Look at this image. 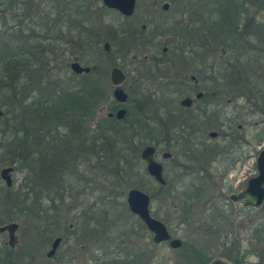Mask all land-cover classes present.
Segmentation results:
<instances>
[{
  "label": "trees",
  "instance_id": "16d2710c",
  "mask_svg": "<svg viewBox=\"0 0 264 264\" xmlns=\"http://www.w3.org/2000/svg\"><path fill=\"white\" fill-rule=\"evenodd\" d=\"M5 4H7V10L4 12L7 14H9L8 9H16V2L14 4L13 0H0V5ZM22 6V9L17 10H22L27 15H24V19L19 22L21 26L17 24V20L15 26L8 27V30L19 42V49L15 48L9 39L4 40L0 36V110L3 111V115L0 116V166H13L14 169L27 170L28 176L25 179L27 191L12 195V188H8L3 198L6 201L9 200L7 204L12 211L18 210L16 214H23L27 217L32 215L34 217L35 213L38 214L39 219L33 220L38 221L39 224L35 223L32 229L30 228L31 232L37 234L45 232L53 236L67 223V217H64L67 199L65 192L74 190L75 186H81L83 180L88 177L84 173L99 172L97 176L102 181L101 190L108 191V193L102 194L99 204L93 203L92 207H84L81 201L82 206H77V212L80 214L73 217L74 220L70 221V225L74 227L80 223V219L85 218L86 225L92 227L86 235L90 237L97 234V228L104 222L114 223L113 227H118L123 223V225L121 224L123 228L117 235H113V227L109 232L108 227L105 228L104 232L108 236L104 239L105 244L99 249L101 255L96 256L94 261L98 264H129V261L122 257L124 249H119L121 244L126 243L124 238L129 236L128 222L123 219V213L126 210L118 208L119 205L116 201L123 198L130 188H146V184L152 182L153 178L146 171L145 163L141 159V151L148 144H157L147 138L145 131L147 122L151 120L149 118L157 119L159 115L156 117L147 116L145 121L143 120L145 116L143 110L135 111L134 114L128 112L124 121L106 117V122H103L99 129L96 128L97 108L103 100L98 94L94 68L88 74L77 75L71 71L70 61L64 59L63 70L66 74V83L61 81L60 78H63L58 75V62L54 60L63 57L66 50L59 44L68 42L70 46L77 48L80 47L78 42H74L73 45L70 42L72 37L69 41L64 40V36L60 34V31L64 30V26L58 25V23L51 27L50 25L44 26L48 31L47 34L50 31L58 34L53 39L45 37L46 35L43 38L35 37L33 32L36 27L33 28L30 24L29 12L32 13V11L29 9L34 11L38 4H33L32 0L28 6ZM16 17L18 15L13 18ZM25 20L29 22L25 24ZM23 23L24 27L28 26L27 30L22 28ZM87 23L84 20L79 21L78 24L72 23L71 26L79 29ZM34 24L36 25V23ZM73 30L69 27L70 33H73ZM84 32L82 29L81 33ZM224 32V25L220 17L212 25V47H221V52ZM261 35H264V30ZM80 38L81 35H79L81 47L86 46V42ZM238 38H244L246 41L247 35H240ZM60 49H64V51L63 56L59 57ZM257 59L252 61L254 62L252 69L248 68L247 63L242 65V60L240 61L239 64L242 65L244 71H250L248 75L228 76L222 67L220 69L222 78H219L215 74L216 69L213 66V84L219 86L224 83L226 86L225 83L230 81L243 83L244 87H251L252 95L256 94V88L259 89L263 85L256 77L255 66L259 67L261 71L262 67L260 66L264 64L263 58ZM243 94L247 93L243 92ZM213 95L216 94L213 93ZM249 97L251 99V96ZM260 100L264 109L263 89ZM155 105L151 101L147 105L148 110L150 112L157 110V105ZM184 125L180 126L178 132V135L180 134L183 138L187 133V130L182 129ZM205 125L208 126V123ZM207 152H209L208 147L201 148L200 146L194 149L197 156ZM215 154L217 155L218 152ZM92 161L95 163L92 164ZM89 162H91L90 165ZM201 171H205V169ZM196 185L197 188L191 190L193 196L182 197L180 201V204L186 203L191 209L188 215L185 214L182 217L180 214L182 223L193 224L196 234L205 239L202 241H206L195 245V247H191V245L192 254L197 257L200 264H209L212 257L209 250L213 248L220 250L222 247L224 254L236 262L241 261L244 258V253L238 245V241L233 240L227 243L219 239V242H216L218 241L217 237H222L225 231L223 219L229 220L231 213L226 215L217 203V205L210 204V200L213 198H206L204 184L196 183ZM166 187L160 186L159 190L163 191ZM182 192L188 194L186 189ZM83 194L85 195L83 192L78 193L79 200ZM180 194L179 192L178 196ZM155 196V194L152 195L154 199ZM87 197L82 200L89 203ZM196 201L198 202L196 203ZM201 201L204 203V209L200 208L195 213L194 204L200 205ZM77 203L76 200V205ZM2 205H6V203ZM96 205L99 206L96 207ZM125 206L127 207L126 202ZM126 209L128 212L130 211L128 208ZM40 213H44V215L40 216ZM253 228L254 234L250 237L251 246L254 247L258 244L264 248V221L257 223ZM73 231H75L73 235L76 237L77 232L74 229ZM116 241L120 242V245L113 246ZM214 242L216 245L210 246ZM187 244L184 242V246ZM112 246L116 252L118 250L117 254L110 251L109 248ZM258 248L257 246L254 250L257 251ZM260 250L264 252V249L260 248ZM206 253H209L210 257Z\"/></svg>",
  "mask_w": 264,
  "mask_h": 264
},
{
  "label": "rangeland",
  "instance_id": "374dc122",
  "mask_svg": "<svg viewBox=\"0 0 264 264\" xmlns=\"http://www.w3.org/2000/svg\"><path fill=\"white\" fill-rule=\"evenodd\" d=\"M30 1L32 0H13L14 4L16 2V9H8L9 14L4 12L7 10V4L0 5V36L4 40L9 39L15 48L18 49V45L20 44L14 35L8 30V27L15 26L17 20V24L20 25L19 22L22 21L24 19L23 16L27 14L26 12L24 14L22 10L17 9H22V5L28 6ZM34 3H37L40 6L39 9L36 8L34 11L33 9H29V11H32V13L29 12V18L31 17L30 24L33 28L34 26L36 27V30L33 32L35 37L43 38V36L46 35L45 37H52L53 39L58 34L51 31L47 34L48 31L44 26L50 25L51 27L53 24L58 23V25L61 24L64 26V30L60 31V34L64 36V40L66 39L69 41L72 37L70 42L74 45V42L77 41L81 47L79 42V35H81L80 39H83L86 42V46H83L85 48L81 47V50L80 47L73 48L68 42L65 44H59L66 50V53L63 56L64 49H60L58 55L59 57H63L59 59L57 58V61L54 60L55 62H58V75L63 78H60L61 81L66 83V74L64 73L65 70H63L64 59L70 61V64L74 59H77L83 66L88 65L91 67L103 59L100 55V51L104 50V42H100L101 38L96 35V31L94 32L92 22L94 17L92 18L88 14L90 12L83 13L86 9H61L63 0H33V4ZM217 3L220 5L219 0L185 1L184 7L186 9H209L213 16L212 22L216 23L220 18L219 13L221 9L212 8H214ZM15 15H18V17L14 19L13 17H15ZM112 16L113 15H107L106 21L108 23L111 22ZM246 17L247 15L243 16V18ZM84 20L88 22L84 27L77 29L71 26L72 23L78 24L79 21ZM28 22V20H25V24ZM34 23H36V25ZM69 27L74 29L73 33L69 32ZM22 28L27 30L28 26L25 25L24 27L23 23ZM82 29L85 31L83 34L81 33ZM27 34H30V32H27ZM261 38L263 39L264 35H261ZM247 39L245 42H240V45L242 46L240 50L243 54L241 63L242 65L247 63L248 68L252 69L254 67V62L252 61H255V59L259 57L263 58L264 61V40L261 41L260 52L257 53V51H254L253 49L254 44L252 37ZM130 47V44H116L112 54L120 55L122 54V49L125 50ZM136 47V50H138L137 53L141 56L144 55L145 52L143 50L141 51L143 46L138 45ZM198 50L199 49H196V51ZM73 52H76L78 55ZM221 53V47H212L211 61L216 69L215 74L219 78H222V71L220 70L222 69ZM120 61L123 64H127V62L121 58ZM242 65L239 64L238 68L243 71L244 69ZM140 66L141 72L145 74L148 69V67H146L147 65L145 64V68H143L142 65ZM165 67L166 66L162 67L160 73L164 72L168 75L173 74V71L171 70L172 68L168 71ZM260 67H262L261 71H258L256 77L260 79L263 86H260L259 89L256 88V94L252 95L251 87H244L245 85L243 83H237L234 90L231 88L229 89V87L227 88L225 85L218 86L213 84L212 89L209 90L210 96L206 98L207 100H209V98L212 99V103L209 104L208 107L207 116L201 118L202 120L200 121L195 120L194 117L189 120L187 126L184 125V128L182 129L187 130L186 136L184 138L181 137L179 143H176L175 140H173L170 146L169 150L173 153V158L165 159L162 156L164 150H166L164 149L166 145H161L159 147L157 158L165 166L166 177L168 179L166 189L160 191V185L154 179H152L150 184H146V188L138 187L148 192L151 196L154 194L156 195L155 199L152 197V213L155 217L161 219L167 224L173 237L181 238L184 242L188 243L187 246L183 245L178 249H174L168 242L161 244L154 243L152 234L145 228L139 217L132 214L130 211H127L126 208H128V206H125L127 193H125L123 198L116 201L119 205L118 208L126 210L125 213H123V219H125V222H128L127 228L129 229V236L124 238L126 243L121 244L119 249H124L122 257L126 261H129V264H200L197 257L192 254L191 247H195V245H199L201 242L205 243L206 241H202L205 239L196 234V229L193 224L182 223V217L185 214H190L191 209L186 203L180 204L182 197L193 196L191 190L197 188L196 183L204 184L206 188V198H213L210 200V204H218L219 207L224 210L226 215L231 213L229 220L223 219V222L226 223H223L225 231L222 237H217L218 241L216 242H219V239L220 241L227 243L236 240L244 253V258L241 261L236 262L227 254H224V249L222 247H220V250H217V248L211 250L207 249L212 255L210 262L221 260L225 264H264V252L263 250H260V248H264L257 244L259 248L255 251L254 248H257V246L252 247L250 243V237L254 234L253 226L264 221V206L254 210L253 208H246L242 203H234L230 199L232 193L241 190L248 179L258 174L256 161L260 152L264 149V112H262L264 109L262 108V102L260 100L261 90L263 89L264 91V64ZM255 69H257L256 66ZM160 73L159 71L153 72L156 76ZM94 78L96 81V77ZM168 80L169 82L172 81L173 77ZM156 81H158V88H161L165 85L164 82L167 81V79L159 78ZM144 85L140 86L138 90L129 92L130 100L126 106L128 107L129 112H133V114L135 111L143 110L145 116L143 117L142 114V117L143 120L146 121L147 116L156 117L164 110L162 109L161 111L160 107L161 91L153 89L156 88V84L152 85L145 82ZM241 91L247 93L248 96H251V99L247 100L246 97L239 96L229 102V99L232 98L236 92V95H238ZM258 92L260 93V96L257 94ZM213 93L216 95L214 96ZM101 96L105 98L108 96V93H101ZM211 99L209 100L210 102ZM103 101L101 103L109 105L108 102ZM151 101L157 105V110H151L152 112H150L147 107ZM192 109L194 113L198 112L195 106ZM206 123H208V126L205 125ZM213 131L218 133L215 138L210 134ZM173 134H175L174 136H177L178 131H173ZM189 134H192V136H189ZM200 146L201 148L208 147L209 152L197 156L194 153V149ZM216 152H218L217 155L215 154ZM90 163L91 162H89V165ZM94 163L95 162L92 161V164ZM2 168L3 166H0V225L13 221L20 223V229L18 231L20 242L17 251H22L29 246L43 248L47 245L49 238L52 237L51 239H54L57 235H61L64 240L61 244L60 252H62L61 254L65 253L67 255V264H98L97 262L95 263L94 258L101 255V250L99 249L105 244L104 239L108 236L104 230L108 227L109 232L114 223L104 222L97 228V234L95 233L90 237L86 235L88 231H91L92 227L86 225L85 218L80 219V223L78 222L79 224L74 225L75 228H70L69 225L70 221L74 220L73 217L80 214V212H77V206H82L81 201L83 202L84 207H92L93 203L99 204L102 194L108 193V191L101 190L102 181L100 180V177L97 176L99 172L95 171V174L84 173V175H87L88 177L83 180L82 185L75 186L74 190L65 192L67 199L65 203L64 217H67V223L62 230L60 229L55 235H46V237H43L41 235L45 232L38 234L31 232L32 226L35 223L39 224L38 221L33 220L39 219L37 213H35L36 215L34 217H32L33 215L27 217L23 214H16L18 213V210L12 211L11 207H8L7 203L9 200L6 201L3 198L8 187L5 181L1 178ZM202 169H205V171H201ZM27 176V170L14 169V185L11 187L12 195L18 193L22 194L27 191L25 186V179ZM100 185L101 187H99ZM184 189L188 190V194L182 192ZM79 192L85 193V195L83 194L81 196L80 200L78 199ZM179 192L181 194L178 196ZM85 197L88 198L89 203L82 200V198ZM76 200L78 202L77 205ZM197 202L198 201H196V203ZM3 203H6V205H2ZM203 205L204 203L202 201L200 202V205L194 204V212L196 213L200 208L203 210ZM98 206L99 205H96V207ZM207 206H209L208 203ZM180 214L182 217H180ZM42 215H44V213H40V216ZM243 221L246 223L243 224ZM121 224L123 225V223ZM121 224L118 227H113V235L119 234L118 232L122 230L123 227ZM73 229L77 232L76 237L73 235L75 232ZM0 236L1 238H8L7 234L0 233ZM40 237L42 239H40ZM111 237L113 236L111 235ZM216 242L210 246H215ZM115 244L120 245V242H114L113 246ZM113 246L109 249L112 252H116ZM117 253L118 250L114 254ZM206 254L210 257L209 253ZM26 264H28V262H26Z\"/></svg>",
  "mask_w": 264,
  "mask_h": 264
},
{
  "label": "flooded vegetation",
  "instance_id": "af4514ba",
  "mask_svg": "<svg viewBox=\"0 0 264 264\" xmlns=\"http://www.w3.org/2000/svg\"><path fill=\"white\" fill-rule=\"evenodd\" d=\"M185 1L198 0H134V12L127 15L118 8L107 5L105 0H63L61 9H86V13L90 12L88 14L94 17L92 20L94 32L96 31V35L101 38L100 42H104V50L100 51L103 59L92 68L95 71L98 94L104 100L103 102H108L109 105L101 103L98 106L96 128L99 129L100 125L106 122V117L124 121L125 119L119 120L116 116L121 108L127 109V115L129 112L128 107H125L128 102L121 103L114 98L116 85L112 82L111 73L115 67L122 69L126 75L121 87L128 95L129 92L138 90L145 82L156 84V88L153 89L161 91L160 107L161 111L162 109L164 111L159 114L157 120L149 118L151 120L147 122L145 131L148 139L157 142V152L161 145H166L163 154L171 152L169 149L173 140L179 143L181 138L180 134L174 136L173 131L179 132L180 126L188 124L194 117L195 120L200 121L207 116L209 104L212 103L211 98H209L211 102L206 98L210 96L209 90L213 86L214 65L211 61L213 16L209 9H205L206 11L186 9ZM219 1L220 5L217 3L212 9H221L219 14L225 30L221 53L224 73L228 76L248 75L250 71H242L238 68L243 56L240 42H245L244 38L238 37L240 35L252 37L254 51L260 52V43L264 40L261 38V32L264 30V0ZM36 8L39 9V5L35 6ZM107 15H113L109 23L106 21ZM244 15L247 17L243 18ZM106 43L109 44V48H106ZM114 43L130 44L131 47L125 49L126 51L122 49L120 55H114L112 54L116 45ZM138 45L143 46L141 51L145 53L142 56L137 53ZM196 49L199 50L196 51ZM120 58L127 64H123ZM145 64L148 69L144 74L141 72L140 65L145 68ZM164 66L168 71L172 68L173 74L160 73ZM157 71L160 74L156 76L153 72ZM258 71L257 67L256 74ZM172 77L173 80L169 82L168 79ZM159 78L167 79L161 88H158V81H156ZM225 84L227 88L234 90L237 82L230 81ZM106 92L108 96L102 97L101 93ZM200 93H202L201 97L198 96ZM236 93L229 102L239 96L250 99L248 94H242L243 91L238 92L240 95ZM185 98L192 99L190 107L182 105ZM194 106L198 110L197 113H194L192 109ZM171 158L173 153L172 157L166 159ZM70 227L72 228L73 225ZM19 229L20 223L18 231ZM0 233L8 236L7 239L0 236V264H26V262L28 264H67V255L60 252L64 240L61 235H57L54 239L49 238L47 245L43 248L29 246L24 249L25 251H17L19 236L18 245L13 247L9 244V233L7 231ZM46 235L48 236L44 233L41 236L46 237ZM59 236L63 240L56 253L50 257L48 253L52 249L54 240Z\"/></svg>",
  "mask_w": 264,
  "mask_h": 264
},
{
  "label": "water",
  "instance_id": "95a60500",
  "mask_svg": "<svg viewBox=\"0 0 264 264\" xmlns=\"http://www.w3.org/2000/svg\"><path fill=\"white\" fill-rule=\"evenodd\" d=\"M105 3L113 8H118L123 13L131 15L134 12V0H105ZM167 7V6H166ZM106 48H109V44L106 43ZM71 69L77 74L89 73L91 71L90 66H83L78 60H74L71 63ZM112 82L116 85L114 91L115 99L121 103H126L129 100L128 93L121 87L122 83L126 79V75L122 69L115 67L111 73ZM202 96V93L198 95ZM182 105L190 107L192 105L191 98H185L182 101ZM3 115V111L0 110V116ZM127 109L121 108L117 111V118L123 120L126 118ZM218 133L216 131L211 132L212 137H216ZM164 158L172 157L171 152H165ZM141 159L146 163V169L150 176H152L156 182L162 186L167 184V178L165 175V167L162 162L157 159V148L154 145H146L141 151ZM256 167L258 174L248 179L243 188L238 192L232 193L230 199L235 202H241L245 207H253L254 209L260 208L264 204V149L260 152ZM14 167L5 166L1 169V178L5 181L7 187H12L14 184L13 178ZM127 204L130 211L139 216V218L145 223L148 230L153 234V241L157 244L163 242H169L170 246L174 249H178L183 246V240L178 237H173L168 226L159 218L152 214L151 195L140 189L131 188L127 193ZM19 228L18 222H10L0 227V232L9 233V244L13 247L18 245L17 231ZM62 237H57L52 245V249L49 251L48 256H52L56 253V250L62 242ZM209 264H225L221 260H216Z\"/></svg>",
  "mask_w": 264,
  "mask_h": 264
}]
</instances>
